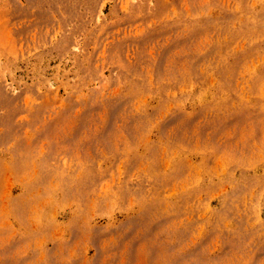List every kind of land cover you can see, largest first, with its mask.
Segmentation results:
<instances>
[{"label":"rangeland","instance_id":"obj_1","mask_svg":"<svg viewBox=\"0 0 264 264\" xmlns=\"http://www.w3.org/2000/svg\"><path fill=\"white\" fill-rule=\"evenodd\" d=\"M0 264H264V0H0Z\"/></svg>","mask_w":264,"mask_h":264}]
</instances>
